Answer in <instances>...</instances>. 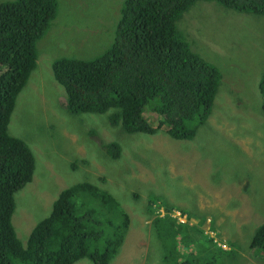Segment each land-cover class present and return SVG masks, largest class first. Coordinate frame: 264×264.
Wrapping results in <instances>:
<instances>
[{
	"label": "rangeland",
	"instance_id": "obj_1",
	"mask_svg": "<svg viewBox=\"0 0 264 264\" xmlns=\"http://www.w3.org/2000/svg\"><path fill=\"white\" fill-rule=\"evenodd\" d=\"M6 1L12 0L0 3ZM123 2L59 0L56 17L36 44L37 65L9 125L36 159L33 182L15 194L18 237L26 245L64 187L90 182L115 198L114 207L91 204L106 235L114 236L126 213L131 217L130 231L109 264H166L162 236L152 226L166 205L173 206L172 216L203 231L214 225L195 244L179 239L180 249L193 250L200 264H264V256L250 247L264 223V15L198 0L178 20L192 50L217 66L222 78L208 119L191 122L195 136L175 139L164 131L130 133L113 125L112 109L69 112L66 89L53 74L59 58L91 59L111 46ZM144 114L154 126L162 120L151 107ZM112 141L121 145L117 158L104 148ZM112 208L123 211L110 217ZM73 264L96 263L85 258Z\"/></svg>",
	"mask_w": 264,
	"mask_h": 264
},
{
	"label": "trees",
	"instance_id": "obj_2",
	"mask_svg": "<svg viewBox=\"0 0 264 264\" xmlns=\"http://www.w3.org/2000/svg\"><path fill=\"white\" fill-rule=\"evenodd\" d=\"M197 1L124 0L114 42L106 51L91 59L59 58L53 62L54 76L66 89L67 110L105 113L112 109L109 119L113 125L131 133L154 134L158 127L144 114L150 106L161 115L160 126L167 125L171 136L193 138L196 130L191 122L208 119L222 78L217 66L192 50L177 25ZM216 1L240 12L264 14V0ZM58 2L0 3V264H73L85 258L109 264L128 231L126 213L114 236L104 233L91 204L97 200L114 207L115 198L90 182L62 190L50 215L32 228L26 245L12 222L14 193L32 180L36 161L29 144L9 132L10 116L37 65L36 44L56 17ZM261 85L264 94V76ZM104 148L115 158L122 151L116 141ZM112 209L110 217L123 211ZM172 209L166 205L164 216H156L152 223L162 236L165 263L200 264L195 258L198 255L190 252L193 250L180 249L179 239L183 245L195 244L204 231H214V225L203 231L172 216ZM181 212L187 213L182 208ZM218 247L222 248L221 244ZM250 247L264 256V223L254 232ZM199 249L208 250L206 246Z\"/></svg>",
	"mask_w": 264,
	"mask_h": 264
},
{
	"label": "clouds",
	"instance_id": "obj_3",
	"mask_svg": "<svg viewBox=\"0 0 264 264\" xmlns=\"http://www.w3.org/2000/svg\"><path fill=\"white\" fill-rule=\"evenodd\" d=\"M257 15H260V14H257ZM262 15H264V14H262ZM190 43V42H189ZM38 49V48H37ZM194 51V50H193ZM53 74H54V72H53ZM30 78V77H29ZM56 79V78H55ZM57 80V79H56ZM29 81V80H28ZM28 83V82H27ZM61 84V83H60ZM62 85V84H61ZM64 86V85H63ZM25 87V86H24ZM261 88H262V85H261ZM22 91V90H21ZM66 100H67V97H66ZM148 107H150V106H148ZM147 107V108H148ZM146 108V109H147ZM145 109V110H146ZM154 111V110H153ZM156 114H158L159 115V117H161V115L159 114V113H157L156 111H154ZM11 116H12V113H11ZM10 116V117H11ZM210 116V115H209ZM162 118V117H161ZM11 119V118H10ZM148 119V118H147ZM162 121V120H161ZM161 121H160V123H159V125L158 126H156V127H158V133L159 132H161V131H164L167 135H169V136H171L169 133H168V126L167 125H163V126H160V124H161ZM150 122V121H149ZM9 125H10V122H9ZM154 126V125H153ZM164 126L166 127V128H164ZM9 132H10V129H9ZM11 133V132H10ZM131 133V132H130ZM143 133H145V132H143ZM149 134V133H148ZM154 134H157V133H154ZM196 134V133H195ZM153 135V134H152ZM195 136V135H194ZM193 136V137H194ZM18 137V136H17ZM172 138H175V137H173V136H171ZM20 138V137H19ZM21 139H23L24 140V138H21ZM175 139H186V138H175ZM189 139H192V138H189ZM26 141V140H25ZM27 142V141H26ZM28 143V142H27ZM32 151H33V149H32ZM33 153H34V151H33ZM121 155V154H120ZM35 156V155H34ZM35 161H36V159H35ZM35 170H36V166H35ZM35 170H34V174H35ZM34 174H33V177H32V180L29 182V183H31V182H33V180H34ZM28 184V183H27ZM26 184V185H27ZM25 185V186H26ZM24 186V187H25ZM24 187H22V188H24ZM68 187V186H67ZM67 187H64L62 190H64L65 188H67ZM22 188H20V189H18L16 192H18L19 190H21ZM16 192L14 193V200H15V194H16ZM61 193V192H60ZM59 193V194H60ZM58 194V195H59ZM58 197V196H57ZM57 199V198H56ZM55 199V200H56ZM54 200V201H55ZM54 203V202H53ZM52 206H53V204H52ZM15 210H16V202H15ZM15 210H14V212H13V214H12V216L14 215V213H15ZM128 215H129V225H128V230L130 231V223H131V217H130V214H129V212H128ZM184 216H186L187 217V215L186 214H183ZM46 218V217H45ZM181 220V219H180ZM41 221V220H40ZM181 221H183V222H187V220L186 219H184V220H181ZM12 222H13V218H12ZM14 225V224H13ZM261 225V224H260ZM259 225V226H260ZM258 226V227H259ZM15 227V226H14ZM257 227V228H258ZM257 228L255 229V231L257 230ZM125 238H126V236H125ZM124 243V242H123ZM217 244L219 245V244H221V246H222V243H220V242H217ZM123 245V244H122ZM225 248H227L226 246H225Z\"/></svg>",
	"mask_w": 264,
	"mask_h": 264
}]
</instances>
